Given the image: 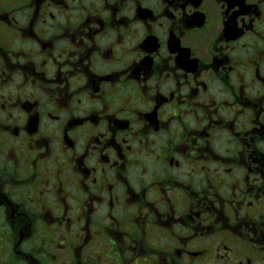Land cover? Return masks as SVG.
Wrapping results in <instances>:
<instances>
[{
	"label": "flooded vegetation",
	"instance_id": "1",
	"mask_svg": "<svg viewBox=\"0 0 264 264\" xmlns=\"http://www.w3.org/2000/svg\"><path fill=\"white\" fill-rule=\"evenodd\" d=\"M0 264H264V0H0Z\"/></svg>",
	"mask_w": 264,
	"mask_h": 264
}]
</instances>
